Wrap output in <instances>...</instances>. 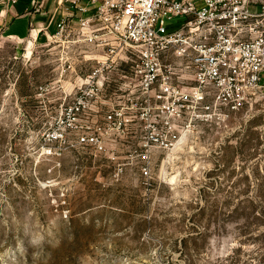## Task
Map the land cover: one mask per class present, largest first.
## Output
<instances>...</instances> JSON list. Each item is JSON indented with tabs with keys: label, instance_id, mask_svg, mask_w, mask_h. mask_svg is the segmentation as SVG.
Here are the masks:
<instances>
[{
	"label": "rangeland",
	"instance_id": "obj_1",
	"mask_svg": "<svg viewBox=\"0 0 264 264\" xmlns=\"http://www.w3.org/2000/svg\"><path fill=\"white\" fill-rule=\"evenodd\" d=\"M103 52L0 38V264H264V88L146 151L165 134L157 111L142 101L122 126L106 120L125 61L71 112Z\"/></svg>",
	"mask_w": 264,
	"mask_h": 264
},
{
	"label": "built area",
	"instance_id": "obj_2",
	"mask_svg": "<svg viewBox=\"0 0 264 264\" xmlns=\"http://www.w3.org/2000/svg\"><path fill=\"white\" fill-rule=\"evenodd\" d=\"M258 1L88 0L92 9L80 7L78 28L69 14L51 36L104 49L71 112L76 116L88 107L98 84L103 88L110 83L122 61L130 66L124 75L129 87L106 120L122 126L133 117L126 110L137 109L142 101L148 112L157 111L165 134L147 137L146 151L174 146L177 126L188 119L242 109L264 88V0L257 12L249 8ZM82 139L104 149L96 135ZM149 174L145 166L143 175Z\"/></svg>",
	"mask_w": 264,
	"mask_h": 264
},
{
	"label": "crops",
	"instance_id": "obj_3",
	"mask_svg": "<svg viewBox=\"0 0 264 264\" xmlns=\"http://www.w3.org/2000/svg\"><path fill=\"white\" fill-rule=\"evenodd\" d=\"M261 1L252 3L250 10L257 12ZM84 6L92 9L88 0H0V38L17 43L50 38L57 24L69 14L74 16L72 26L78 28V19L83 15L80 7Z\"/></svg>",
	"mask_w": 264,
	"mask_h": 264
}]
</instances>
